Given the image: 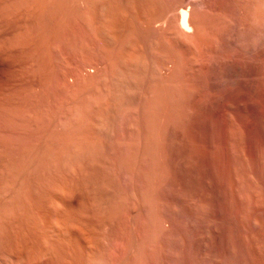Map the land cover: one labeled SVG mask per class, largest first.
Masks as SVG:
<instances>
[{
  "label": "rangeland",
  "instance_id": "rangeland-1",
  "mask_svg": "<svg viewBox=\"0 0 264 264\" xmlns=\"http://www.w3.org/2000/svg\"><path fill=\"white\" fill-rule=\"evenodd\" d=\"M28 1L0 0V264H264V0Z\"/></svg>",
  "mask_w": 264,
  "mask_h": 264
},
{
  "label": "bare ground",
  "instance_id": "bare-ground-1",
  "mask_svg": "<svg viewBox=\"0 0 264 264\" xmlns=\"http://www.w3.org/2000/svg\"><path fill=\"white\" fill-rule=\"evenodd\" d=\"M26 1V0H25ZM31 1V0H30ZM30 1H28V2H30ZM41 2V1H40ZM50 2H51V0H50ZM255 2V1H254ZM42 3V2H41ZM48 3V2H47ZM1 4V3H0ZM34 5V4H33ZM23 6V5H22ZM34 7V6H33ZM71 7V6H70ZM84 7V6H83ZM3 8V7H2ZM22 9V8H21ZM76 9V8H75ZM47 10V9H46ZM17 11H19V10H17ZM25 12V11H24ZM103 12V11H102ZM76 13V12H75ZM43 14V13H42ZM181 14V17H180V27H181V30L183 29V30H185L186 31V29H188L189 28V23H188V20H187V17H186V13L184 12V10L182 11V13H180ZM30 15V14H29ZM164 16V15H163ZM38 17V16H37ZM105 17V16H104ZM67 18V17H66ZM69 20H70V18H69ZM224 20V19H223ZM90 21H91V19H90ZM166 21V20H165ZM176 22V21H175ZM256 22V21H255ZM39 23V22H38ZM93 23V22H92ZM257 23V22H256ZM34 24V23H33ZM91 24V23H90ZM43 25V24H42ZM61 25V24H60ZM67 25V24H66ZM37 27H39V26H37ZM54 27H56V26H54ZM25 28V27H24ZM70 28V27H69ZM220 28V27H219ZM78 29H79V27H78ZM81 29V28H80ZM28 30H30V29H28ZM229 30V29H228ZM58 31V30H57ZM64 31V30H63ZM62 31V32H63ZM91 31V30H90ZM23 32V31H22ZM41 32V31H40ZM176 32V31H175ZM60 33V32H59ZM162 33V32H161ZM183 33H185V32H183ZM65 34V33H64ZM28 35V34H27ZM161 35V34H160ZM41 36V35H40ZM50 36V35H49ZM95 36V35H94ZM62 37H64V36H62ZM110 37V36H109ZM187 37V36H186ZM31 38V37H30ZM50 38V37H49ZM114 38V37H113ZM55 39V38H54ZM63 39V38H62ZM69 39H70V37H69ZM31 41V40H30ZM64 41V40H63ZM97 41V40H96ZM113 41H115L114 39H113ZM188 41V40H187ZM194 41V40H193ZM219 41V40H218ZM40 42V41H39ZM66 42V41H65ZM83 42V41H82ZM88 42V41H87ZM110 42H112V41H110ZM59 43V42H58ZM182 43V42H181ZM241 43V42H240ZM60 44V43H59ZM69 44V43H68ZM22 45V44H21ZM39 45V44H38ZM43 45V44H42ZM56 46V45H55ZM102 46V45H101ZM261 46V45H260ZM89 47V46H88ZM56 48V47H55ZM73 48V47H72ZM42 49H43V47H42ZM79 51V50H78ZM82 52V51H81ZM39 55H40V53H39ZM86 56V55H85ZM83 57V56H82ZM84 58V57H83ZM86 58V57H85ZM203 59V58H202ZM226 59V58H225ZM94 60V59H93ZM168 60V59H167ZM83 61V60H82ZM97 61V60H96ZM108 61V60H107ZM85 62V61H84ZM87 62V61H86ZM95 62V61H94ZM109 62V61H108ZM89 63V62H88ZM112 63V62H111ZM206 63V62H205ZM216 63V62H215ZM44 64V63H43ZM46 64V63H45ZM94 64V63H93ZM128 64V63H127ZM30 65V64H29ZM157 65V64H156ZM50 66V65H49ZM48 66V67H49ZM93 66V65H92ZM103 66V65H102ZM107 66H108V64H107ZM213 66V65H212ZM28 67V66H27ZM159 67V66H158ZM44 68V67H43ZM104 68H106L105 66H104ZM160 68V67H159ZM169 68V67H168ZM45 69V68H44ZM78 69V68H77ZM97 69V68H96ZM120 69V68H119ZM227 69V68H226ZM37 70V69H36ZM52 71V70H51ZM87 71V70H86ZM94 71V70H93ZM110 71V70H109ZM142 71V70H141ZM37 72V71H36ZM44 72V71H43ZM82 72V71H81ZM104 72H105V69H104ZM107 72H108V70H107ZM107 72H105L106 74H107ZM71 73H72V71H71ZM95 73V72H94ZM121 73H123V72H120V70H118L117 68H115V69H113V70H111L110 72H108V77H109V82H110V84H111V87H110V89L112 90V92L108 89V91H110V93H111V95L113 94V96L115 97L116 95H117V93H119V91H121V89L122 90H124V92L126 91L125 89H124V87H123V82H125V80L126 79H128L127 77H125L123 74V76L121 75ZM96 74H97V72H96ZM43 75V74H42ZM87 75V74H86ZM99 75V74H98ZM45 76V75H44ZM79 76V75H78ZM91 76V75H90ZM46 77V76H45ZM85 77V76H84ZM87 77V76H86ZM85 77V78H86ZM101 77V76H100ZM107 77V76H106ZM107 77V78H108ZM67 78H68V76H67ZM73 78V77H72ZM82 78V77H81ZM104 78H105V76H104ZM31 79V78H30ZM74 79V78H73ZM83 79V78H82ZM89 79V78H88ZM91 79V78H90ZM101 79V78H100ZM27 80V79H26ZM43 80V79H42ZM92 80V79H91ZM107 80V79H106ZM144 80V79H143ZM14 81V80H13ZM41 81V80H40ZM58 81V80H57ZM81 81V80H80ZM85 81V80H84ZM88 81V80H87ZM33 82V81H32ZM73 82V81H72ZM86 82V81H85ZM89 82V81H88ZM91 82V81H90ZM30 83V82H29ZM128 83V82H127ZM4 84V83H3ZM20 84V83H19ZM38 84V83H37ZM79 84V83H78ZM84 84V83H83ZM82 84V85H83ZM63 85V84H62ZM91 85V84H90ZM39 86V85H38ZM120 86H121V89H120ZM127 86V85H126ZM2 87V86H1ZM84 87V86H83ZM107 87V86H106ZM139 88V87H138ZM97 89V88H96ZM3 90V89H2ZM31 90V89H30ZM43 90V89H42ZM51 90V89H50ZM69 90V89H68ZM78 90V89H77ZM14 91V90H13ZM37 91V90H36ZM41 91V90H40ZM58 91V90H57ZM26 92V91H25ZM29 92H31V91H29ZM75 92V91H74ZM20 93V92H19ZM122 93V92H121ZM22 94V93H21ZM2 95V94H1ZM0 95V96H1ZM37 95V94H36ZM49 95V94H48ZM66 95V94H65ZM79 95V94H78ZM60 96V95H59ZM76 96H77V94H76ZM110 96V95H109ZM9 97V96H8ZM37 97V96H36ZM88 97V96H87ZM111 97V96H110ZM11 98V97H10ZM52 98V97H51ZM119 98V97H118ZM8 99V98H7ZM14 99V98H13ZM20 99V98H19ZM26 99V98H25ZM50 99V98H49ZM117 99V98H116ZM9 100V99H8ZM12 100V99H11ZM15 100V99H14ZM95 100V99H94ZM0 101H1V99H0ZM7 102V101H6ZM10 102V101H9ZM15 101H13V103H14ZM48 102V101H47ZM76 102V101H75ZM2 103H3V101H2ZM29 104V103H28ZM34 104H35V102H34ZM75 104V103H74ZM1 105V104H0ZM30 105V104H29ZM17 107V106H16ZM22 107V106H21ZM29 107V106H28ZM106 107H107V105H106ZM2 108V107H1ZM15 108V107H14ZM26 108V107H25ZM35 108V107H34ZM100 109V108H99ZM11 110V109H10ZM29 110H30V108H29ZM28 109H27V111H29ZM44 110V109H43ZM190 110V109H189ZM22 111H23V109H22ZM68 111V110H67ZM80 111V110H79ZM85 111V110H84ZM88 111V110H87ZM3 112V111H2ZM6 112H7V110H6ZM40 112V111H39ZM25 113V112H24ZM30 113V112H29ZM4 114V113H3ZM8 114V113H7ZM10 114V113H9ZM16 114V113H15ZM23 114V113H22ZM31 114V113H30ZM73 114V113H72ZM21 115V114H20ZM25 116V115H24ZM29 116V115H28ZM44 116V115H43ZM10 117V116H9ZM98 117V116H97ZM114 117V116H113ZM14 118V117H13ZM19 118V117H18ZM100 118H101V116H100ZM158 118V117H157ZM2 119V118H1ZM5 119V118H4ZM20 119V118H19ZM32 119H34V118H32ZM37 119V118H36ZM29 120V119H28ZM101 120V119H100ZM14 121V120H13ZM16 121V120H15ZM24 121V120H23ZM92 123V122H91ZM28 125V124H27ZM96 125V124H95ZM103 125L104 124H102V123H100V121H99V124L98 125H96V127H95V129L97 130L96 132H99V134H101V132H102V130H103ZM106 125V124H105ZM23 126V125H22ZM64 126V125H63ZM81 126V125H80ZM120 127V126H119ZM28 128V127H27ZM43 128V127H42ZM104 129H105V127H104ZM80 130V129H79ZM92 130V129H91ZM111 130V129H110ZM119 130V129H118ZM77 131V130H76ZM113 131V130H112ZM70 132V131H69ZM104 132V131H103ZM108 132V131H107ZM75 133H77V132H75ZM106 133V132H105ZM85 134V133H84ZM131 134V133H130ZM88 135V134H87ZM117 136V135H116ZM144 136V135H143ZM73 137V136H72ZM83 137V136H82ZM91 137V136H90ZM65 139H66V137H65ZM73 140V139H72ZM68 141L67 142V144H68V146L69 147H67V149H64V148H62V150L60 149V152H55V151H52V152H50L48 155H45V156H47V157H45V156H43L44 157V159H40L41 160V166H42V172H40L39 173V176L41 177L40 179H41V181L40 182H42L44 179H46V180H48L47 179V177L49 176V174H51V172H53L54 174L55 173H57L58 172V170H59V166H60V164H61V162L62 161H65V163H71L72 161H76V160H78V159H80L81 157H89V156H91L92 155V152L93 151H95V142L92 140V139H89V138H86V137H83V139L82 138H79V140H77V139H74V141ZM153 143V142H152ZM62 144H64L63 142H62V140H59V141H57L56 142V147H60ZM65 144H66V142H65ZM66 144V145H67ZM71 146V147H70ZM21 147V146H20ZM62 147V146H61ZM104 147V146H103ZM48 148V147H47ZM41 150V149H40ZM95 153V152H94ZM252 153V152H251ZM41 154H42V152H41ZM44 154V153H43ZM61 155V156H60ZM36 158V157H35ZM246 158H247V156H246ZM37 159V158H36ZM30 160V159H29ZM93 160V159H92ZM95 160V159H94ZM12 161V160H11ZM17 161V160H16ZM15 161V162H16ZM22 161V160H21ZM89 161V160H88ZM102 161V160H101ZM133 161V160H132ZM38 162V161H37ZM79 162V161H78ZM100 162V161H99ZM249 162V161H248ZM4 163H5V161H4ZM24 163V162H23ZM33 163H34V161H33ZM39 163V162H38ZM40 163H39V165H40ZM92 163V162H91ZM94 163V162H93ZM101 163V162H100ZM103 163V162H102ZM18 164V163H17ZM21 164V163H20ZM29 164V163H28ZM63 164V163H62ZM62 164H61V166H62ZM69 165V164H68ZM104 165V164H103ZM107 166V165H106ZM6 167V166H5ZM68 167V166H67ZM29 168V167H28ZM71 168H73V167H71ZM41 169V168H40ZM84 169V168H83ZM241 169V168H240ZM18 170H19V168H18ZM69 170V169H68ZM28 171V170H27ZM34 171V170H33ZM20 172V171H19ZM36 172V171H35ZM77 172V171H76ZM9 173V172H8ZM71 173H74V172H71ZM90 173V172H89ZM111 173V172H110ZM22 175H23V173H22ZM61 175V174H60ZM75 175V174H74ZM150 175V174H149ZM24 176V175H23ZM36 176V175H35ZM87 176V175H86ZM145 176V175H144ZM263 176V175H262ZM14 177V176H13ZM50 177V176H49ZM53 177V176H52ZM61 177V176H60ZM66 177V176H65ZM77 177V176H76ZM15 178V177H14ZM55 178V177H54ZM71 178V177H70ZM85 178V177H84ZM12 179V178H11ZM16 179H17V177H16ZM19 180V179H18ZM74 180V179H73ZM88 180V179H87ZM258 181V180H257ZM56 182V181H55ZM91 182V181H90ZM148 182V181H147ZM18 183V182H17ZM21 183V182H20ZM36 183H37V181H36ZM53 183V182H52ZM76 183H77V181H76ZM118 183V182H117ZM239 183V182H238ZM13 184H14V182H13ZM48 184V183H47ZM54 184V183H53ZM59 184V183H58ZM93 184V183H92ZM4 185V184H3ZM31 185V184H30ZM45 185V184H44ZM70 185V184H69ZM43 186V185H42ZM11 187V186H10ZM16 187V186H15ZM23 187V186H22ZM50 187V186H49ZM56 187V186H55ZM67 187V186H66ZM90 187V186H89ZM152 187V186H151ZM7 188V187H6ZM59 188H61L60 186H59ZM97 188V187H96ZM1 189V188H0ZM4 189V188H3ZM16 189H18V188H16ZM22 189V188H21ZM30 189V188H29ZM35 189V188H34ZM87 189V188H86ZM2 190V189H1ZM36 190V189H35ZM56 190V189H55ZM58 190V189H57ZM69 190V189H68ZM72 190V189H71ZM70 190V191H71ZM112 190V189H111ZM257 190V189H256ZM7 191V190H6ZM9 191V190H8ZM60 191V190H59ZM61 191H63V189L61 190ZM104 191V190H103ZM147 191V190H146ZM151 191V190H150ZM14 193H15V191H13ZM47 192V191H46ZM64 192H65V188H64ZM116 192V191H115ZM86 193V192H85ZM91 193V192H90ZM98 193V192H97ZM8 194V193H7ZM27 194V193H26ZM64 194V193H63ZM9 195H11V194H9ZM19 195V194H18ZM105 195V194H104ZM157 195V194H156ZM11 196H13V194L11 195ZM22 196V195H21ZM62 196V195H61ZM106 196V195H105ZM39 197V196H38ZM102 198V197H101ZM100 198V199H101ZM47 199V198H46ZM71 199H72V197H71ZM91 199V198H90ZM254 199V198H253ZM2 200H4V199H2ZM8 200V199H7ZM94 200H95V198H94ZM54 202V201H53ZM52 202V203H53ZM57 202H59V201H57ZM108 202V201H107ZM113 202H115V201H113ZM4 203V202H3ZM22 203V202H21ZM44 203V202H43ZM47 203V202H46ZM102 203V202H101ZM2 204V203H1ZM94 204V203H93ZM20 205V204H19ZM59 205V204H58ZM74 205V204H73ZM85 205V204H84ZM109 205V204H108ZM113 205V204H112ZM28 206V205H27ZM35 206V205H34ZM43 206V205H42ZM96 206V205H95ZM7 207V206H6ZM6 207H4V208H6ZM77 207V206H76ZM99 208V207H98ZM32 209V208H31ZM44 209V208H43ZM86 209V208H85ZM103 209V208H102ZM114 209V208H113ZM203 209V208H202ZM12 209H10V211H11ZM21 210V209H20ZM24 210H25V208H24ZM75 210V209H74ZM8 211V210H7ZM32 211V210H31ZM159 211V210H158ZM68 212V211H67ZM87 212V211H86ZM150 212V211H149ZM157 212V211H156ZM15 213V212H14ZM37 213V212H36ZM71 213V212H70ZM108 213V212H107ZM33 214V213H32ZM67 214V213H66ZM74 214V213H73ZM89 214V213H88ZM100 214V213H99ZM8 215V214H7ZM15 215V214H14ZM86 215V214H85ZM101 215V214H100ZM154 215V214H153ZM6 216V215H5ZM27 216V215H26ZM64 216V215H63ZM73 216V215H72ZM2 217V216H1ZM68 217V216H67ZM66 217V218H67ZM70 218V217H69ZM69 218H67V219H69ZM73 218V217H72ZM72 218H70L71 220H72ZM81 220V219H80ZM100 220V219H99ZM156 220V219H155ZM164 220V219H163ZM26 221V220H25ZM59 221V220H58ZM67 221V220H66ZM109 221V220H108ZM6 222V221H5ZM73 222V221H72ZM192 223V222H191ZM70 224V223H69ZM2 225V224H1ZM23 225V224H22ZM71 226V225H70ZM245 227V226H244ZM27 228V227H26ZM44 229V228H43ZM208 229V228H207ZM7 230V229H6ZM47 230V229H46ZM51 230V229H50ZM75 230V229H74ZM82 231V230H81ZM42 232V231H41ZM64 232V231H63ZM83 232V231H82ZM2 233V232H1ZM9 233V232H8ZM16 233V232H15ZM31 234V233H30ZM50 235V234H49ZM180 235V234H179ZM6 236V235H5ZM8 236V235H7ZM10 236V235H9ZM253 236V235H252ZM70 237V236H69ZM9 238H11V236L9 237ZM42 238H43V236H42ZM30 239L32 240V238H31V236H30ZM35 239V238H34ZM157 239V238H156ZM10 240V239H9ZM14 240V239H13ZM19 240V239H18ZM45 240H46V238H45ZM23 241H25L24 239H23ZM23 241H21V243L23 242ZM28 241V240H27ZM33 241V240H32ZM41 241V240H40ZM47 241V240H46ZM60 241H61V239H60ZM68 241V240H67ZM2 242V241H1ZM0 242V243H1ZM20 242V241H19ZM29 242V241H28ZM28 242H26L27 244H28ZM35 242H36V240H35ZM39 242V241H38ZM79 242V241H78ZM21 243H20V248L19 249H21L22 247H26V246H23V245H25L26 243H22V246H21ZM34 243V242H33ZM43 243H45L46 245L48 244V243H50L49 241H48V243H46V242H44L43 241ZM61 243V242H60ZM2 244V243H1ZM0 244V245H1ZM36 244V243H35ZM35 244H33V246H35ZM42 244V243H41ZM40 244V245H41ZM52 244V243H51ZM51 244H50V246H51ZM58 244V243H57ZM146 244V243H145ZM10 245V244H9ZM14 245V244H13ZM16 245H18V246H16ZM37 245V244H36ZM39 245V244H38ZM69 245H71V244H69ZM76 245V244H75ZM2 246H4V244L2 245ZM12 246V245H11ZM16 246V247H15ZM15 251L17 250L18 251V249H17V247H19V244L16 242V244H15ZM31 246H32V244L31 245H29V248H31ZM43 246H45V245H43ZM58 246V245H57ZM47 247V246H46ZM45 247V248H46ZM3 249H5V246L4 247H2ZM10 248H13V246L12 247H10ZM9 248V249H10ZM35 248H36V246H35ZM35 248H33L32 247V249H35ZM41 248V247H40ZM47 248H49V244H48V247ZM90 248V247H89ZM2 249V250H3ZM9 249H5L6 250V252H8L9 253ZM14 249L13 250H10L12 253H9V254H3V257H8V258H4L5 260H8V264H11L10 262H12V264H13V262L14 263H16V264H28V262H31L30 260H32L33 261V259H34V263H35V261H37V259L42 255V254H40L39 255V248H37V249H35V250H37L38 252H36L35 250H34V252L33 253H31L30 251H32V250H29L27 247L24 249V250H28V251H26V252H24V250L22 251V249H21V251L19 250L18 251V253L20 252V253H22V252H24L23 254H20L19 253V255L18 256H16L18 253H17V251H16V253L17 254H13V251H14ZM53 249V248H52ZM61 249H62V247H61ZM82 249V248H81ZM0 250H1V246H0ZM4 250V251H5ZM41 250V249H40ZM47 250V249H46ZM45 249L43 250V251H46ZM65 250V249H64ZM74 250V249H73ZM3 251V252H4ZM48 251H50V250H48ZM48 251L47 252H44V253H47L48 254ZM85 251V250H84ZM217 251V250H216ZM38 253L37 254V256H38V258H37V256L35 255L36 253ZM74 252V251H73ZM50 253V252H49ZM67 253V252H66ZM71 253V252H70ZM1 254V253H0ZM35 255V257L36 258H33V259H31V257H34V255ZM47 254H45V255H47ZM76 254V253H75ZM5 255V256H4ZM33 255V256H32ZM45 255H42V258L43 257H45ZM72 255V254H71ZM98 255V254H97ZM47 256H49V258L51 257L50 255H47ZM89 257V256H88ZM0 258H2V257H0ZM41 258V259H42ZM63 258V257H62ZM87 258V257H86ZM90 258V257H89ZM95 258V257H94ZM11 259V260H10ZM15 260V261H13V260ZM40 259V258H39ZM38 259V260H39ZM46 259H47V257H46ZM53 259V258H52ZM57 259V258H56ZM75 259V258H74ZM85 259V258H84ZM83 259V260H84ZM93 259V258H92ZM49 260V259H48ZM83 260H82V264H84V262H83ZM86 261H87V259H85ZM105 260V259H104ZM137 260V259H136ZM54 261V260H53ZM56 261V260H55ZM3 262H4V260H3ZM48 262V261H47ZM59 262V261H58ZM33 263V262H32ZM31 263V264H32ZM33 263V264H34ZM62 263V262H61ZM67 263V262H66ZM79 263V262H78ZM85 263H90L89 261L88 262H85ZM49 264V263H48Z\"/></svg>",
  "mask_w": 264,
  "mask_h": 264
}]
</instances>
